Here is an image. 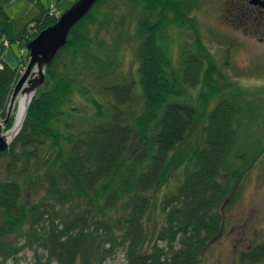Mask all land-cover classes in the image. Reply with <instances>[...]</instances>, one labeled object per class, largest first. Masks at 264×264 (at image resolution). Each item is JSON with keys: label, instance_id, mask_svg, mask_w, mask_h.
Instances as JSON below:
<instances>
[{"label": "trees", "instance_id": "1", "mask_svg": "<svg viewBox=\"0 0 264 264\" xmlns=\"http://www.w3.org/2000/svg\"><path fill=\"white\" fill-rule=\"evenodd\" d=\"M10 1L0 0L1 119L7 115L18 78L16 67L4 60V41L9 40L8 46L12 41L27 42L58 18L40 0H24L27 8H37V14L26 20L22 14L10 18L5 10ZM180 1L97 0L71 27L66 44L45 68L47 88L32 96L19 132L0 152L11 154L6 165L10 177L0 181V264L23 248L1 239L9 234L25 242L31 238V244L45 251V261L37 258L30 264H103L117 246L123 249L125 264H198L204 248L218 237L223 204L236 190L230 160L241 132L236 99L220 95L203 112L189 101L164 99L167 85L154 75L159 68L149 65L150 74L142 80L143 110L152 114L149 131L139 136L141 115L132 107L131 82L103 86L113 100L103 122L91 127L65 125L66 130L59 123L70 102L63 103L73 87L69 83L89 72L100 76L107 69L94 63L91 47L101 46L102 41L97 30L107 33L112 23L122 27V9L127 5L140 38L139 59L150 64L146 45H151V34L163 24L167 10L181 6ZM99 8L104 12L95 16ZM31 24L36 30L29 39L22 37ZM65 51L69 60L63 68L58 61ZM200 56L187 57L182 84L195 86L199 72L212 69L203 71ZM11 122L10 115L5 125ZM195 134L196 147L184 155ZM17 144L21 146L18 156L12 152ZM51 147L54 151L49 152ZM39 166L42 170L37 174ZM176 169L179 175L170 186L167 179ZM37 184L43 190L30 203L26 199L35 192L25 194V186L29 190ZM263 258L264 240L241 251L237 264H256Z\"/></svg>", "mask_w": 264, "mask_h": 264}, {"label": "rangeland", "instance_id": "2", "mask_svg": "<svg viewBox=\"0 0 264 264\" xmlns=\"http://www.w3.org/2000/svg\"><path fill=\"white\" fill-rule=\"evenodd\" d=\"M74 1L40 0L44 8L50 9L52 6L51 9H54L52 13L58 14V17ZM227 1L181 0L180 7L175 6V10L172 8L167 10L170 12L163 19V24L157 28L155 33L151 34V45H146V51L152 58L150 64L139 59L137 46L140 38L136 35L135 16L132 18L127 15L131 8H126L127 5H124L122 27L112 23L109 25L107 33L97 30L98 36L102 40L101 46L97 44L91 47L95 56L94 63H99L101 67L106 66L107 69H103L100 76L98 73L89 72L73 79L69 83L73 87L69 91L68 98L63 102L65 105L70 101L65 105L67 111L63 115H59V123L62 124L64 130H66L65 125L85 123L86 126L91 127L101 123L107 116L108 109L106 107L109 101H113L111 96L102 91L103 86L116 81L131 82L134 95L132 101L135 100L132 107L136 114L141 115L140 136L142 132L149 131V123L152 121V114L146 108L143 110L142 99V80H146V76H149L152 66L159 68L154 72V75L160 82H165L169 90L163 94L164 99L189 101L201 112L210 109L214 99L220 95L237 100L240 108L241 132L237 150L230 159L234 163L236 171L233 176L236 190L234 196L223 204L220 234L204 248L198 264H237L241 251L258 245L264 240V38L260 40L225 25L223 14ZM110 6L114 5L111 3ZM5 10L7 15L13 19L22 14L23 19L26 20L38 13L37 8L33 5H28L27 8L24 0H11L5 6ZM102 12H104V8L97 9L95 16ZM156 19H159V15H156ZM34 27V24L29 25L27 32L22 37L28 38L29 33L36 30ZM157 40L159 46L156 45ZM6 41L9 42L8 39ZM25 45V40L22 42L12 41L9 46H6L3 53L4 60L12 67H16L18 78L24 73L29 61ZM191 53L199 56L201 54L203 71L206 67L212 68L211 71L206 69L209 71L207 74L199 72L198 84L195 86L184 85L181 80L182 75L186 72L187 57ZM68 56L66 51L60 55L58 62L63 68V65L69 60ZM182 59L186 62L184 63ZM35 76L32 68L24 86H27L28 81ZM47 78L44 70L43 82L32 92L33 95L39 90L47 88L44 85ZM19 94L10 111L11 125L14 122ZM93 101H97L105 107L96 106ZM72 105L75 106L74 109L71 108ZM2 120L0 118V135L11 127V125L6 126L5 123H2ZM78 120L84 122H77ZM196 140L197 134L187 143L184 155L186 153L188 156L190 155V151L197 145ZM54 148L51 147L49 152L54 151ZM20 151L21 146L17 144L12 152L18 156ZM10 160L11 154L0 155V181L10 177L6 171V165ZM43 161L45 162V160ZM20 164L21 162H18V165ZM41 170L39 166L37 174ZM179 171L176 169L172 173L173 176H169L168 185L171 186L175 182ZM42 190L41 184H37L34 189L31 187L29 190L25 186V194L35 192L26 200L34 203L38 200L36 194L40 195ZM1 239L14 245H23V248L4 264H30L37 258L45 261V251L39 244H31V238L25 242L23 238H16V235L9 234ZM153 240L154 237L150 242ZM160 245L164 246L163 243ZM99 251L101 253L102 250L99 248ZM103 264H125L122 247L117 246L103 261ZM256 264H264V258Z\"/></svg>", "mask_w": 264, "mask_h": 264}, {"label": "water", "instance_id": "3", "mask_svg": "<svg viewBox=\"0 0 264 264\" xmlns=\"http://www.w3.org/2000/svg\"><path fill=\"white\" fill-rule=\"evenodd\" d=\"M96 1L75 0L69 8L60 14L55 23L43 28L35 37L26 42L25 47L28 51L29 61L24 73L17 79L13 87L7 115L2 120V123L8 120L18 93L33 92L43 82L45 68L51 64L59 49L66 44L71 27L88 13ZM32 68L36 76L28 81L27 86H24L25 80ZM8 147L9 143L6 142L4 135L1 134L0 152L6 151Z\"/></svg>", "mask_w": 264, "mask_h": 264}, {"label": "flooded vegetation", "instance_id": "4", "mask_svg": "<svg viewBox=\"0 0 264 264\" xmlns=\"http://www.w3.org/2000/svg\"><path fill=\"white\" fill-rule=\"evenodd\" d=\"M223 18L225 25L260 40L264 38V0H228Z\"/></svg>", "mask_w": 264, "mask_h": 264}, {"label": "bare ground", "instance_id": "5", "mask_svg": "<svg viewBox=\"0 0 264 264\" xmlns=\"http://www.w3.org/2000/svg\"><path fill=\"white\" fill-rule=\"evenodd\" d=\"M32 96H33L32 92L30 93L22 92L19 94L14 122L11 125V127L7 129L3 134L6 142L10 143V141L15 137V135L18 133L19 129L21 128L27 107L30 103Z\"/></svg>", "mask_w": 264, "mask_h": 264}, {"label": "built area", "instance_id": "6", "mask_svg": "<svg viewBox=\"0 0 264 264\" xmlns=\"http://www.w3.org/2000/svg\"><path fill=\"white\" fill-rule=\"evenodd\" d=\"M51 7H52V6H51ZM51 7H50V9H49V14H50V15L54 14V13H52V12L54 11V9H51ZM4 44L7 45L8 42L5 40V41H4ZM2 68H3V64H2V62H0V70H1Z\"/></svg>", "mask_w": 264, "mask_h": 264}, {"label": "clouds", "instance_id": "7", "mask_svg": "<svg viewBox=\"0 0 264 264\" xmlns=\"http://www.w3.org/2000/svg\"><path fill=\"white\" fill-rule=\"evenodd\" d=\"M58 19V18H57Z\"/></svg>", "mask_w": 264, "mask_h": 264}]
</instances>
